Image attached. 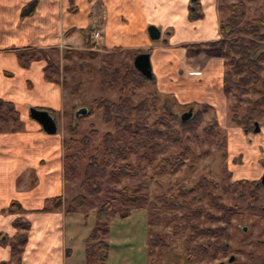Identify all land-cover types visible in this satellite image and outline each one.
<instances>
[{"label":"trees","instance_id":"obj_1","mask_svg":"<svg viewBox=\"0 0 264 264\" xmlns=\"http://www.w3.org/2000/svg\"><path fill=\"white\" fill-rule=\"evenodd\" d=\"M250 1V0H248ZM220 11H227L229 16L219 23V34L221 38L214 42L201 43L190 46L188 55L203 53L209 57L221 58L224 61L223 89L225 96L231 95L238 102L244 101L247 94H259V98L251 102L244 115H235L232 122L244 128H253L254 123L264 119V11L257 17L246 20V6L243 1L226 4L219 7ZM202 13L198 2L192 4L188 19L195 21L201 19ZM74 30L66 33L70 36ZM79 33H84L80 31ZM56 48L34 49L22 48L15 50L18 64L21 68H29L32 62L43 60L46 65L43 69L44 78L52 83L64 86L66 81L60 79V73H77L85 71L92 74L93 69L89 64L80 62L78 64L58 65L52 56ZM144 51H134L132 56ZM97 52L92 50H66L63 54L65 61L74 59H94ZM117 55L107 52L101 58V66L97 70L98 89L101 94L117 93L116 101L105 97H97L92 101L93 109H88L87 118L90 119L94 112L101 113V121L104 124H112L115 130H121L123 135L119 139L107 132L101 136L98 145H94V138L99 134L90 124L88 134L80 139L72 136L62 142L63 148V179L74 181L79 174V165L84 164L82 179L79 184V194L68 201H62L61 197L51 198L49 205L41 212L52 211L64 204L66 214L83 212L88 199L102 196V201L95 208V224L86 240L85 264H106L109 253L107 236L111 221L115 218L126 219L133 210L147 209L149 214L148 223L163 225L165 227L172 223L181 221L184 224L174 225V236L178 237L181 230H190L191 234L185 239L184 248L191 261L203 260L205 258L216 259L220 254L226 252V244L229 235L226 234L227 226L231 223V217L240 214L235 207H227L220 202L221 196L214 197L213 191L219 190L222 194L229 196L232 200H240L249 197V205L245 209L250 213L260 212L262 208L257 206L260 196L257 190L264 189L258 182L238 181L227 184L224 179L221 183L208 181L202 176L198 184L193 188L181 185L177 188L169 186L170 194L161 192L153 199L149 197L148 185L156 183L162 189L163 184L156 181L164 176H173L179 173L185 166V159L191 153L190 148L184 141L191 138L198 139V130L202 127L203 115L210 110L207 105L191 103L182 106L183 109H195L192 117L181 122L174 118L168 107H162L161 112L166 115L157 116L156 120L149 125L150 111L146 101L134 104L136 90L147 82L143 76L134 69L133 64H122L116 66ZM259 83V86H257ZM80 83H76L70 92L73 96L78 92ZM158 98L155 96L153 102V113L157 110ZM156 109V110H155ZM54 115L53 112H50ZM0 123L9 126V132L15 133L23 129L18 112L11 102L0 100ZM216 120L210 121L202 127V134L208 140L221 137ZM76 125L69 126V132L74 134ZM216 142V151H222L226 140L221 137ZM172 148L178 149L177 154L169 152ZM168 153V154H167ZM224 156V153H223ZM264 166V159L261 160ZM144 179L145 182L131 186H118L125 179ZM257 184V185H256ZM256 185V186H255ZM264 198V194H263ZM205 200L208 206L219 213L213 216L205 213L204 207L191 209V204ZM260 208V209H259ZM8 212H22L20 206L13 202ZM159 211L181 212L180 216L155 215ZM205 217V220L222 223L215 229L200 228L198 224L192 223ZM14 226L19 232L12 239L0 236V244L9 246L13 254V264H20V253L27 241L29 224L19 219L14 221ZM148 239V253L153 257L151 264H158L167 246L161 242L156 233H150ZM205 238L206 245L195 243L196 239ZM160 244L163 250L155 253V248ZM157 255L156 258L154 256Z\"/></svg>","mask_w":264,"mask_h":264},{"label":"crops","instance_id":"obj_2","mask_svg":"<svg viewBox=\"0 0 264 264\" xmlns=\"http://www.w3.org/2000/svg\"><path fill=\"white\" fill-rule=\"evenodd\" d=\"M33 1H36L34 9L23 17L24 22H31L30 25L10 40L12 48L0 47V100L13 103L23 123V129L15 133L9 132L8 125L0 123V236L12 239L22 232L14 226V221L19 219L29 224L20 264H85V245L95 224L96 207L91 211L83 209V212L66 214L62 204L52 211L41 212L51 198L61 197L62 201H68L79 193L73 190L72 197L67 198L72 189L68 184L73 181L63 179L62 136L43 133L28 111L33 107L54 115L63 112V90L59 84L44 78L45 61L32 62L29 68H21L15 50H53L61 44V33H64V45L74 44L83 49L87 43L83 35L89 29L92 43L98 47L96 51L140 50L149 53L153 74L150 82L160 93L170 94L177 103L186 105L194 103L190 89H185L188 68L176 66L175 61L181 58L189 65L187 52L190 46L221 38L219 6L216 0H198L202 17L191 21L188 19L190 0ZM149 25L160 31L157 43H152L148 37ZM98 29H103V33L94 39L91 34ZM70 30L74 33L65 36ZM1 31L0 27V41ZM80 31L84 33L80 34ZM163 31L168 32L167 35ZM195 57L205 64L207 83L204 95L198 101L218 107L224 97L221 88L224 64L221 59L203 53ZM261 133L264 135V129ZM239 141L242 147V137ZM261 143L264 144V138ZM13 202L22 212L7 211ZM137 211L141 213L136 214ZM92 213L93 222H89ZM135 216L141 227L124 225ZM147 224L144 209L133 210L126 219H113L106 239L109 243L106 264H151L153 257L147 250ZM0 264H13L9 246L0 244Z\"/></svg>","mask_w":264,"mask_h":264},{"label":"rangeland","instance_id":"obj_3","mask_svg":"<svg viewBox=\"0 0 264 264\" xmlns=\"http://www.w3.org/2000/svg\"><path fill=\"white\" fill-rule=\"evenodd\" d=\"M31 1L33 0H0V27L2 30L0 47H2V49L12 48V41L10 40L14 39L18 35V33L22 32L30 25L31 22H24V18H21L20 14L23 9L26 8V5ZM216 1L219 7L222 5L243 1L246 6V20L253 19L257 17L262 11H264V0ZM69 12L72 11L69 10ZM228 16L229 13L227 11L219 10V23L221 20H226ZM35 22L38 23L37 20H35ZM87 31L88 32L83 35L87 42L83 49H78V46L74 44L64 45V33H61V35H59L61 44H59L60 46H57L55 52L52 53V56L55 59L56 63L62 66L63 64H78L80 62H84L92 67L93 73L87 74L85 71L67 74L60 73L59 78L66 81V84L64 86L59 84L63 90L64 107L63 112L53 115V117L57 123V135L59 134L60 136H62V142L67 141L71 136L75 139H80L84 135L88 134L89 126L91 124L98 131L99 135L93 140L94 145H98L103 134L109 132L114 136L115 139H119L123 135L122 131L115 130L112 124L102 123L100 112L95 111L94 115L90 119L86 117L87 115L74 118V113L76 110L82 107L93 109L92 101L100 96L105 98L107 97L113 101L117 100V93L101 94L98 89L99 79L97 70L101 66L100 61L105 53L112 52L117 55L116 66H120L122 64L131 65L133 64L134 57L132 56L133 51H119L113 49L108 51H96L95 48L98 47H96L94 43H92V39L90 38V30L88 29ZM162 33H165L167 35L168 32L163 31ZM152 43H157V41H153ZM89 49L97 52L98 56L94 59H83L81 61L78 59L65 61L63 58V54L66 50ZM188 57L189 58L187 59H189V65L187 61L185 62V60L183 61V59L181 58L175 61L177 63L176 66H183L186 69L188 68V80L186 81L187 83H185V89H190L189 95L194 103L207 105L198 101L201 100L200 98L202 95H204V91L207 88V83L205 80L206 78L204 76L205 70H203L205 69V64L200 63L199 60H196L195 55H189ZM221 61L224 64L223 59H221ZM181 82L182 81H180V83ZM76 83H80V87L78 89V92L75 95L71 96V89ZM257 86H259V83ZM221 88L223 92L222 94L224 96L222 99L223 101L221 105H218V107L207 105L210 107V110L203 115L202 127H204L210 121L216 120L218 124V130L221 132V137H224L226 140L224 149L222 151H216V142L221 141V137L215 139L210 138L207 140L202 134V127H200L198 130V139L203 140L202 143L197 142L199 140L196 141L193 138H191L187 142L184 141V144L187 145L191 150V153L185 159V166L176 175L158 178L156 181L163 184L162 189H160L156 185V183L149 184L147 191L151 199L158 195L161 190L164 191V193H166L167 195L170 194L169 191H167V188L169 186L177 188L181 185H184L187 188H193L198 184L202 176L205 177L208 181H214L217 183H221L224 179H226L228 182L227 184H233L238 181L258 182L260 184V180L264 172V166L261 164V160L264 159V144L261 143L264 135L262 133L253 134L251 128H244L232 122V117L234 116V114L238 115L239 117L244 115L247 107L251 105V102L259 98V94H247L244 97V101L238 102L233 96V93H231V95L229 96H225L223 89V80ZM155 96L158 98V102L154 107L157 108V110L155 109L156 111L153 113L152 107ZM132 100L134 104H140L142 101H146V105L148 106V109L150 111V126L156 120L157 116L164 115L160 110L162 107L166 108V106H169V112L173 115L174 118L179 119L182 114L189 110L183 109L182 106L184 105H180L179 103H177V100L173 98L172 95L167 93H160L155 88V85L150 81H147L136 90L135 97ZM193 112H195V109L192 110V115ZM257 123L259 124L261 130L260 132H262V130L264 129V119H261ZM70 125H76L77 127V130L74 134H71V132H69ZM238 130L240 131L238 132ZM235 134H237L238 136H235ZM241 137L242 147L241 144H239V140ZM230 140L231 142H229ZM178 151V149L172 148L169 152H171L172 154H177ZM253 153L257 154L258 156L252 157ZM83 169L84 164H80L79 174L71 183V185L68 184V186H71L72 189L70 191V194H67V198L70 199V197H72L71 193L73 190H77V193H79L78 186L82 179ZM141 182H145L143 178L136 180L125 179L123 183L118 187L121 188L123 186H131ZM212 193L214 197L221 196V203H223L227 207H235L240 212V214H235L231 217V223L226 227V234L229 235L228 241L225 238L221 239L227 246L226 252L222 255L220 254L219 256H217L216 259L205 258L203 260L191 261L184 248L185 239L191 234V231L189 229L181 230L178 237H175L173 234L174 225L177 224L179 226H182L184 224L183 222L177 221L167 227L163 225H150L148 223L146 227L147 230L150 233L158 234V236L161 238V242L168 247L167 250L164 251L162 259L158 261V264H264V189L260 188L257 190V194L258 196H260V199L256 204L257 206L262 208V210L256 213H250L249 211L245 210L249 205V197H244L240 200H232L229 196L222 194L219 190H214ZM101 201L102 196L88 199L87 203L84 206V211H91ZM200 206L204 207V209L206 210L205 213H209L213 216H219V213L211 209L205 200L192 203L190 208L195 209ZM144 210L148 215L150 211H148L147 209ZM138 213L141 212L137 211L136 214ZM153 214L154 216H171L172 214L180 216L182 213L172 211H159ZM93 216V213L89 215V222H93ZM134 218L135 219L131 218L127 220L124 225L135 228H138L139 226L141 227V224L136 221V216ZM192 223L198 224L200 228L207 229H215L219 226H223L222 223L205 220L204 216L198 221H194ZM147 237L150 238V234ZM208 241L213 242V239L211 238L210 240H208L205 238H198L191 245H194L195 243L206 245ZM147 245H150L149 242L147 243ZM161 248L162 247L159 244L155 248V253L162 252L163 250H161ZM156 257L157 255L154 256V258ZM231 258L234 259L233 262H229Z\"/></svg>","mask_w":264,"mask_h":264},{"label":"water","instance_id":"obj_4","mask_svg":"<svg viewBox=\"0 0 264 264\" xmlns=\"http://www.w3.org/2000/svg\"><path fill=\"white\" fill-rule=\"evenodd\" d=\"M197 0H190V3L193 4ZM36 4V1L30 2L26 8L23 9V11L20 14V17L23 18L24 16H27L31 13V11L34 9V6ZM147 34L151 41H158L160 39V31L154 27L149 26L147 28ZM133 67L135 70H137L145 80L147 81H153V74L150 64V55L149 53H141L137 54L133 58ZM29 116L32 120H34L40 127L43 133L49 136H53L57 133V124L54 119V117L47 111L43 109L33 108L29 107ZM88 114L87 108H79L74 113V118H77L79 116H86ZM192 116V110L189 109L187 112L182 114L180 116L181 122L188 121ZM254 133H257L259 131V127L257 123H254ZM260 183L264 185V174L260 180ZM233 258L229 260V262H232ZM223 264V263H220Z\"/></svg>","mask_w":264,"mask_h":264},{"label":"built area","instance_id":"obj_5","mask_svg":"<svg viewBox=\"0 0 264 264\" xmlns=\"http://www.w3.org/2000/svg\"><path fill=\"white\" fill-rule=\"evenodd\" d=\"M103 33V30L102 29H98L97 31L93 32L91 34V36L94 38V39H97L99 38Z\"/></svg>","mask_w":264,"mask_h":264},{"label":"flooded vegetation","instance_id":"obj_6","mask_svg":"<svg viewBox=\"0 0 264 264\" xmlns=\"http://www.w3.org/2000/svg\"><path fill=\"white\" fill-rule=\"evenodd\" d=\"M257 124H258V123H257ZM258 127H259V124H258ZM251 129H252V133H253V134H259V133L261 134V132H260V131H261V130H260V127H259V131H258L257 133H254V129H255V127L251 128ZM263 174H264V172H263ZM263 174H262V176H263ZM260 184H261V183H260ZM261 185H262V184H261ZM262 186H264V185H262ZM233 261H234V259H233ZM233 261H232V262H233ZM223 264H224V263H223Z\"/></svg>","mask_w":264,"mask_h":264}]
</instances>
